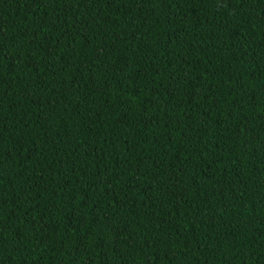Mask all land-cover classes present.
Wrapping results in <instances>:
<instances>
[{
    "label": "trees",
    "instance_id": "obj_1",
    "mask_svg": "<svg viewBox=\"0 0 264 264\" xmlns=\"http://www.w3.org/2000/svg\"><path fill=\"white\" fill-rule=\"evenodd\" d=\"M0 264H264V0H0Z\"/></svg>",
    "mask_w": 264,
    "mask_h": 264
}]
</instances>
